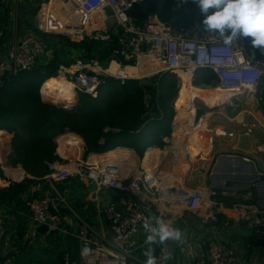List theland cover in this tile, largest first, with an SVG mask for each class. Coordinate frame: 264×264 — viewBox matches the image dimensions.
I'll use <instances>...</instances> for the list:
<instances>
[{
	"label": "built area",
	"instance_id": "obj_1",
	"mask_svg": "<svg viewBox=\"0 0 264 264\" xmlns=\"http://www.w3.org/2000/svg\"><path fill=\"white\" fill-rule=\"evenodd\" d=\"M56 4L55 11L38 13L35 20L45 34H54L70 42L85 40L104 42L113 45L110 66L104 67L98 60L78 62L67 71L75 98L89 95L97 99L99 90L109 80L126 86L129 81L152 80L166 75L189 74L193 84L199 73L213 75L215 87L208 86L205 91L218 90L233 94L226 105H231L243 97L252 96L258 101L264 86V49L251 46L250 38H241L232 45H225L221 40H211L210 34L203 28L194 27L178 30L171 24L162 22L157 13L149 14L148 19L140 23L132 16V11L145 5L144 0H51ZM13 0H0V5L9 6ZM147 9L149 5H146ZM55 58L54 49L48 47L33 34L22 37L5 55H0V84L9 76L18 77L33 70L40 62L48 63ZM118 66L110 72L112 65ZM138 68L146 72L143 76H129L127 68ZM67 80V79H66ZM179 83H181L178 80ZM225 105V106H226ZM177 121L172 123V139L183 134ZM106 130L105 133H108ZM251 134L247 128L245 133ZM232 132L223 127H216L213 135L217 139H237L243 133ZM240 135V136H239ZM71 138L73 140H71ZM60 141L78 156L83 152V143L77 137L67 133ZM76 139V140H75ZM59 141V144H60ZM79 144L72 149L69 144ZM126 152L130 153V150ZM264 153V150H260ZM103 160L93 154H87L85 161L70 159L66 164L57 162L45 178L48 183H64L76 180L96 185L97 191L121 192L131 199L122 212L118 205L108 202L100 210L109 233L82 223L77 232L64 228L56 215L58 206L51 190H44L43 184H36L32 197L27 201L29 219L32 227L31 237H39L40 228L46 227V236L65 235L72 237L79 245V261L66 254L64 264H137L135 254L145 246L140 237L147 234L144 224L155 225L157 219L174 222L176 218L188 213L196 215L204 204L218 196L215 190L204 191L187 186L167 187L162 179L160 167L154 160L140 167L130 154ZM9 157L0 155V171H10ZM43 193L42 197H37ZM226 194V193H225ZM236 199L249 201L252 194ZM65 205L67 201L59 197ZM238 212L250 231L264 235V218L253 220L242 213L244 206H238ZM237 208V209H238ZM218 223L217 216L209 218ZM206 219L202 223H206ZM6 238L5 223L0 214V246ZM171 250L163 245L157 253L158 264H169ZM168 257V259H165ZM14 259L7 257L1 264H13ZM191 264H239L236 251L220 241L208 244L206 256Z\"/></svg>",
	"mask_w": 264,
	"mask_h": 264
},
{
	"label": "crops",
	"instance_id": "obj_2",
	"mask_svg": "<svg viewBox=\"0 0 264 264\" xmlns=\"http://www.w3.org/2000/svg\"><path fill=\"white\" fill-rule=\"evenodd\" d=\"M16 2L17 6L13 10L11 6ZM56 6L54 1L51 0H13L9 6H6L7 8L0 6V19L5 20L2 26L0 23V40L3 37V42L0 44V55L7 54L11 47L21 39H17L10 34V24L13 17L16 18L17 16L18 18L20 16L21 22L29 23L31 22L30 12L36 10L37 13L41 11L54 12ZM14 14L16 15L14 16ZM26 26L24 24V27ZM110 70L116 71L113 66ZM127 73L135 77L138 70L129 69ZM141 73L145 74L143 71ZM191 84L194 85L193 82ZM208 86L215 87V81L211 85H201L200 87L205 90ZM193 87L198 86L195 84ZM40 92L42 99H45L43 88ZM215 93L220 94V97L222 96L219 92H213L212 94ZM260 98L258 101L255 97L249 95L237 100V104L226 105L222 111L224 118L216 119L213 124L210 121L208 124L210 129L223 127L232 132L243 133L241 137L248 136L252 144V149L248 152L239 148L241 137L237 139H217L213 135V142L211 141L209 148L206 147L208 149H205L204 157L193 158L181 149V147L186 149V146H190L188 136L185 139L179 137L172 139L171 124L170 135L163 139L160 146L147 149L143 156H141L142 153L140 154L132 148H117L104 154L91 153L98 160L108 154H113L112 152L116 153L119 151L118 149L125 150L123 152L126 154L129 153L126 151L130 150L129 154L134 158L138 169L141 165L145 166L148 163L146 160L148 155L152 153V158L160 167L162 179L167 187L183 185L189 188L197 187L204 191L212 189L218 192V196L214 200L204 204L198 216L184 212L183 217L178 216L172 222L174 228L180 226L178 229L181 230L183 235L181 241L169 240L163 244L169 246L171 250L169 264H191L193 261L204 258L208 244L211 241L223 242L230 249L236 251L239 256V264H264V247L252 246L251 237L256 232L249 230L247 224L241 220V215L238 212L240 210L238 206H244L242 213L253 218V220L264 218V153L260 152V150H264V86ZM191 107L184 108L189 110ZM229 111L234 112L235 116L230 117L228 115ZM194 118L195 115H193L191 125ZM1 126L3 127L2 124ZM1 126L0 133H4V135H0V155L4 158L9 157L10 160L13 150V136L2 129ZM247 128L252 131L251 134L245 133ZM59 138L56 139L58 145L56 154L63 160L65 151H68V148ZM9 167L11 169L8 173L0 171V197L15 184H25L27 189L18 201L7 199L3 203L0 202L2 204L0 205V214L6 226V238L0 246V264L7 257L14 259L11 248L18 246L21 238L29 239L34 243L37 246L36 251L48 250V246L54 241L57 244L62 242L61 254L57 258H52L49 264H64L65 254H71L76 262L80 259L79 245L72 237L65 235L46 236L40 232L39 237L35 239L31 237L32 227L26 203L32 197L33 187L38 183L43 184L44 190H51L54 193L56 204L59 205L58 209L55 210L56 215L61 220L64 228L73 233L77 232L84 222L97 229L101 228L100 225L103 223L104 232L109 233L105 219L100 216L101 208L108 202H113L124 212L132 199L121 192L107 190L91 192V186L88 183L76 180L58 184L46 182L45 178L48 175L42 179H35L21 165L14 166L10 161ZM27 180H32V183L27 184ZM235 194L239 196L252 194V197L249 201H244L236 199ZM42 196L43 193L37 194V197ZM59 197L65 198L68 205L60 203ZM213 215L217 216L218 223L209 220ZM188 217L191 220H188ZM204 219L207 220L205 224L202 223ZM231 223L234 228L229 227ZM148 234H143L140 237V242L145 247L135 254L137 264H144L147 258L143 253L150 247L154 249L156 257L159 248L163 246L161 244H147L146 237ZM232 235H237L238 244L234 245L230 242ZM246 240L247 242H245ZM76 253L78 259H76Z\"/></svg>",
	"mask_w": 264,
	"mask_h": 264
},
{
	"label": "trees",
	"instance_id": "obj_3",
	"mask_svg": "<svg viewBox=\"0 0 264 264\" xmlns=\"http://www.w3.org/2000/svg\"><path fill=\"white\" fill-rule=\"evenodd\" d=\"M144 1L145 5L132 11V16L140 23L149 17L146 5L154 2L162 22L178 30L203 28L196 14L198 10L190 0L188 3L183 0ZM4 21L0 19L1 26ZM2 42L3 37L0 44ZM44 43L54 49L55 46L64 45L73 50H82L84 62L98 60L104 67L108 66L113 56V45L103 42L85 40L79 44L62 37H52ZM101 46L104 48L101 49ZM63 53L65 60L55 51L54 60L47 64L40 62L35 69L18 77H6L0 84V126L2 124V129L13 136L12 165H21L35 179L46 177L51 167L61 161L56 154V139L67 132L76 134L84 141L86 154H104L117 148H132L142 153L141 156L147 149L160 146L163 139L170 135L176 115L173 103L177 78L172 75L154 78L147 83L132 80L123 87L109 80L99 90L101 97L94 99L81 94L77 106L72 110L45 103L40 91L46 81L57 78L60 67L70 66L73 62L66 52ZM214 81L213 75H206L196 86L211 85ZM171 91L173 94L170 95ZM180 94L181 91L176 105L188 115L189 110L180 104ZM193 115L188 116L191 122ZM106 130L109 132L105 133ZM26 183L31 184L32 180ZM26 189L25 184H15L2 194L0 202L7 199L18 201ZM251 244L263 248L264 235L254 234Z\"/></svg>",
	"mask_w": 264,
	"mask_h": 264
},
{
	"label": "clouds",
	"instance_id": "obj_4",
	"mask_svg": "<svg viewBox=\"0 0 264 264\" xmlns=\"http://www.w3.org/2000/svg\"><path fill=\"white\" fill-rule=\"evenodd\" d=\"M188 3L189 0H183ZM198 10L203 29L210 34V39L221 40L225 45H232L241 38H250L251 46L264 49V0H190ZM149 233L146 243L165 244L169 240L181 241L182 232L172 226L171 221L157 219L155 225L145 223ZM147 259L144 264H158L154 249L143 253ZM168 259V257H165Z\"/></svg>",
	"mask_w": 264,
	"mask_h": 264
},
{
	"label": "rangeland",
	"instance_id": "obj_5",
	"mask_svg": "<svg viewBox=\"0 0 264 264\" xmlns=\"http://www.w3.org/2000/svg\"><path fill=\"white\" fill-rule=\"evenodd\" d=\"M16 6H17V2L13 3L11 8L14 10ZM15 15L16 14H14V16ZM37 15H38L37 10L30 12L31 22H29V23L21 22L19 15H18L19 16L18 18H17V16H16V18L13 17V21L10 24V34L12 36H15L17 39L22 38L23 36H26L27 34H33V35L37 36L39 39H41L43 42H46L47 38L60 37V36H57L54 34H45L42 32V30L39 27L36 28L33 25V21L35 20ZM24 24L27 25L28 27L27 26L24 27ZM96 42H98V41H96ZM80 43H82V42H79V44ZM100 48L103 49L104 47L101 46ZM52 49H54V48H52ZM54 51H57V54L59 56H61V58H63V59H64V53L63 52H66L68 54V57H70L72 59V61H73L72 64H70V66H61L60 69L57 71V76H56L59 79L60 78L61 79H67L69 81L70 78L66 74L67 71H71L70 68L72 66H75L76 64H78V62H84V60H82V58L85 56L84 52L82 50L78 51L77 49L73 50L69 46H64V45L55 46ZM112 51H113V49H112ZM110 64H111V61L108 65L110 66ZM203 76H204L203 73L198 74L196 84H199L200 81H202ZM148 81L149 80H144V81H140V82L147 83ZM189 84H191V83H189ZM192 86H194V85H192ZM183 90H184V87L177 80L176 89H175V93H174L175 94V100L173 103L176 115L174 116L173 120L179 122L181 127H182L181 129L183 130V134L178 135L177 137L185 139L187 136V135H185V133L187 132L188 127H187V124L182 123L180 121V119H179L180 113L178 112L177 105H176V103H177L176 101L179 97V93L181 91L180 95L182 96ZM169 93L171 95V94H173V91H171ZM105 95H106V93H104L103 97H105ZM99 97H101V93H99L98 98ZM147 99L149 100V97H147ZM190 102H192L194 104L196 102V105H195L196 106V113L194 114L196 121L194 118V122L191 125V127H198V125L200 124V122L202 121L203 118L208 119V121L209 122L211 121L212 124L215 122L216 119L220 120V119L224 118L222 111H223V109H225V107H223V108H218V107L211 108V107L207 106L203 101L197 102V101L190 100ZM237 103L238 102L236 100L233 101V104H237ZM228 113H229L228 115L230 117L235 116L234 112L229 111ZM213 131H214V129H210V128H208V130H207L206 135L208 134L207 138L209 137L210 140H213ZM70 134L77 137L78 140L75 139L77 142L80 141V143L81 142L83 143V140L79 136H77L76 134H73V133H70ZM200 137H204V135H201ZM71 140H73V139L71 138ZM84 147H85V144H84ZM57 149H58V145H57ZM85 149L86 148H83L84 153H82L76 157L75 152H73L69 147L68 151L67 150L65 151V158L63 160L60 158V160H61L60 163H62V165H64L67 163L68 160L75 158V157H76L75 159L81 160L84 162L86 157H87ZM103 160H107V159L104 158ZM178 227H180V226H178ZM178 227L176 226L175 228H178ZM62 246H63L62 242H59L57 244L54 241V243H52L48 246V250L36 251L37 246L34 243H32L29 239L21 238L18 242V246L11 248V252L13 254L12 256L14 257V261L16 264H20V263L21 264H49L50 261L52 260V258H57L61 254ZM65 256H66V254L64 255V259H65ZM75 256H76V259H78L77 253L75 254Z\"/></svg>",
	"mask_w": 264,
	"mask_h": 264
},
{
	"label": "bare ground",
	"instance_id": "obj_6",
	"mask_svg": "<svg viewBox=\"0 0 264 264\" xmlns=\"http://www.w3.org/2000/svg\"><path fill=\"white\" fill-rule=\"evenodd\" d=\"M112 66L114 70L118 69V66H116L115 64H113ZM129 69L130 68H127L126 71H128ZM131 69L138 70V74L135 77L141 76L140 75L142 71L141 69H138V68H131ZM110 72H114V71L110 70ZM178 80L181 82L182 86L184 87L183 94L181 96V106L183 107L192 106L189 109L188 115L183 113L182 110L177 106L178 112L180 113V118H179L180 121L182 123L187 124L188 130L185 133V135L188 136V139L190 142L189 147L186 146V149H183V147H181V149L185 151L187 155L189 154L193 158H203L205 149H208L211 146V141H212L209 139V137L207 138L208 134L206 135L207 130L209 128V125H208L209 121L208 119L203 118L200 124L198 125V127H191V119L190 117L188 118V116L196 113V106H195L196 102L194 104L190 102V100L197 101V102L203 101L207 106L211 108H216V107L223 108V107H226L225 105L227 104L228 101L231 100L230 98L233 97L232 96L233 94L232 95L227 94L224 92H220L218 90L205 91L204 88L202 87L195 88L191 84H189L193 82L192 77L189 74H180ZM43 91H44V96L46 98L54 99L56 101L71 102V100L75 99L74 88L71 82H69L66 79L60 78V79H53V80L50 79L46 81V83L43 86ZM213 92H219L222 94V96L220 97V94H216V93L212 94ZM0 135H4V134H0ZM201 135H204V137H200ZM69 145L72 147V149L79 148V145H76L74 142ZM124 154L126 153L123 151H118L113 154H108L104 158L105 159L114 158V157H118ZM152 156L153 154L150 153L146 161L149 162V161L155 160L154 158H152ZM122 157H126V156H122Z\"/></svg>",
	"mask_w": 264,
	"mask_h": 264
},
{
	"label": "water",
	"instance_id": "obj_7",
	"mask_svg": "<svg viewBox=\"0 0 264 264\" xmlns=\"http://www.w3.org/2000/svg\"><path fill=\"white\" fill-rule=\"evenodd\" d=\"M39 10H40V8H39ZM147 12L151 15L157 13V7H156L154 2H150L148 9H147ZM33 25L36 28H38V22L36 20L33 21ZM43 100H45L44 101L45 103L53 104V105L57 106L58 108L69 109V110L74 109L78 104V98L71 100V102L56 101L54 99H47V98L43 99ZM239 144H240L239 148L242 151L248 152V151H251V149H252L251 139L248 136L241 137L239 140ZM96 190H97L96 185H91V192H95ZM188 220H191V218L188 217ZM229 227L234 228V225L231 223L229 225ZM5 228H6V226H5ZM39 232L41 234L45 235L47 233V228L46 227L40 228ZM237 232H239V230H237ZM230 242L234 245L238 244L239 239H238L237 235H232L230 237ZM245 242H247V240Z\"/></svg>",
	"mask_w": 264,
	"mask_h": 264
}]
</instances>
